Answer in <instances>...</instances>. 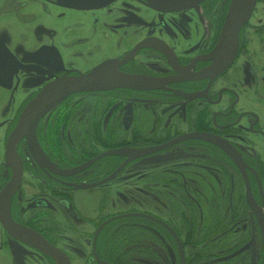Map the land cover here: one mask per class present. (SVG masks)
Wrapping results in <instances>:
<instances>
[{
    "label": "flooded vegetation",
    "instance_id": "flooded-vegetation-1",
    "mask_svg": "<svg viewBox=\"0 0 264 264\" xmlns=\"http://www.w3.org/2000/svg\"><path fill=\"white\" fill-rule=\"evenodd\" d=\"M34 1L46 11L51 6L72 14H91L92 26L97 31L89 33L79 29L67 46L85 45L87 48L85 52L74 54L72 58L81 55L83 60L90 59L96 51L102 57L89 67H60L55 50L42 47L40 41H36L35 33L33 36L35 16L31 12L35 9L29 6L30 0H5V5H0V19L6 15L8 21L4 23L8 27L2 24L0 31V80L9 79V75L16 71L24 73L23 78H33L36 81L33 86H27V83L23 85L26 90L21 89L18 97L23 94L24 101L12 123L7 126L4 150L0 158V189L12 174L5 155L7 137L25 104L48 82L61 75L86 73L105 61L122 60L131 53L129 59L117 65L115 72L147 76L159 81L145 86H125L117 82L98 91L72 93L38 120L34 129L36 146L32 145L31 139L26 135L20 136L15 149L21 161L22 173L10 201V214L14 221L59 249L67 264H73L77 260L72 255L79 256L81 264H144V237L148 240L153 238L162 249L160 253L153 254L157 264H182V258L186 264H192L196 254L194 255V251L189 254L186 247L193 245L190 240H194L189 235L193 234L194 221L199 219L194 218L197 216L194 213L196 200L189 190L181 188L186 185V181H180L179 177L167 179L170 183L179 184L174 192V195L177 192L175 198L166 204L174 208L168 209L169 211H179L177 217L181 220H177L178 224L172 222L166 214L162 216L149 209L151 200L147 197H144L142 204L130 192L125 201L126 191L130 188L119 190L117 185H127L132 180L130 175L133 168L147 158L165 153L188 156L198 154L232 168L243 187L239 197L227 187L228 178L221 177L222 184L226 183L224 202L223 198L221 202V219L216 216L217 213H212L214 206H217L211 195H208L210 214L206 219L208 224L205 230L209 238L231 228L233 232L247 218L251 226L247 241L257 245V259L259 264H264L261 228V224L264 225L262 152L252 138L264 137V0H255L253 10L238 30L234 58L215 76L203 73L220 54V50L212 53L220 39L230 0H201L195 5L190 4L173 11H163L159 7L160 3H151L150 0ZM199 7V15L188 16L187 12ZM33 16L32 25L30 19ZM15 18H21L23 22L18 33L22 36L20 43L18 37L8 40L7 34L2 33V30L9 32V24ZM83 18L84 16L75 23L66 25L60 33L63 35L68 28L77 29ZM128 27L144 29V35L138 32L135 39L137 29ZM44 29L48 33H54L49 28ZM109 30L114 34L124 30L126 35L119 34L112 39L108 34ZM198 31L202 34L197 35ZM95 38L99 42L92 44ZM111 39L114 41L111 42ZM143 53L144 65H138L136 58ZM6 54L16 60L17 67L11 65ZM25 55L33 56L38 62L28 59L21 61L17 58ZM230 69L233 71L232 76L226 75ZM2 81L0 85L3 84ZM134 95H144V101L156 99L162 102V106H170L174 104L172 100H176L175 104L180 108L174 110V113L188 117L185 119L186 128H177L175 124L178 127L181 124L174 120L167 127L172 131L171 136L161 141L149 138L146 133L144 142L141 143L134 142L131 134L123 138V130L132 129L131 114H122L120 117L115 114V110L107 113L105 105L101 107L99 103L96 104L97 97L103 96L102 100H108V103L114 105L117 97L128 101ZM92 97H96L94 106L84 111L88 105L87 101L81 99L90 101ZM83 111L86 113H82ZM152 113H144V130H148L159 119ZM119 118L122 128L116 126ZM175 128L177 129L174 130ZM208 135L220 138L229 151L208 139ZM244 139L247 141L237 142ZM1 143L0 138V154ZM137 150H141V153L134 154ZM208 177L210 176L207 174L206 178ZM149 178H145L146 183H149ZM164 182L165 180H160V184ZM94 190H98L105 205L97 207L93 216H85L75 204L74 193ZM160 193L162 192L157 193V198L153 195L157 204L159 201L164 202L161 197L163 194ZM147 195L150 194L145 196ZM233 196L236 199L229 202ZM120 200L127 205L112 204L105 207L107 203ZM131 200L136 201L135 206L131 204ZM240 202L247 209L242 208L240 211ZM126 206L131 209L125 210ZM85 225L90 226L89 230ZM68 234L76 236L86 251L67 250L63 244L69 248H77L68 245L71 241L64 237H68ZM241 247H227L224 256L227 259L239 258L246 252ZM139 257L143 259H135ZM0 264L60 263L50 254L11 236L0 224Z\"/></svg>",
    "mask_w": 264,
    "mask_h": 264
},
{
    "label": "rangeland",
    "instance_id": "rangeland-1",
    "mask_svg": "<svg viewBox=\"0 0 264 264\" xmlns=\"http://www.w3.org/2000/svg\"><path fill=\"white\" fill-rule=\"evenodd\" d=\"M5 0H3L0 5H3ZM31 4L30 7H33L35 9L34 12H31L35 16V24L32 29H34V33L37 36V42L40 41V44L42 47H48L55 50V54L59 57H56V59L59 62V66L66 67L69 69L78 68L80 65H84L86 67H89L91 65H94L97 61L100 60L102 55L96 51L94 54H92L90 59H81L84 58L81 55L78 56V58H72L74 54L79 55L80 52H85L87 49L85 45H78L73 47H68L67 45L73 40L74 35L76 32H78L79 29H82L85 32L93 33V31H97L92 26L93 24V17L91 14H72L68 13L65 10L62 9H56L57 7H51L48 6V11L43 10L41 5L34 0H30ZM252 4L251 3L248 7V10L250 9ZM5 5V3H4ZM253 10V9H252ZM200 7L197 9H194L193 11L187 12L188 16L190 17H196L200 14ZM63 12V15L61 13ZM61 15V16H60ZM34 16L32 19H30V22L34 23ZM84 16V20L78 24L79 26L77 29H70L64 31L63 35L60 33L66 25L75 23L76 21L80 20V17ZM7 21L6 15L3 16L0 19V31H1V25L3 24L4 27H8L4 25ZM9 24V23H8ZM23 22L21 21V18H15L14 21H12L9 25V32H6L2 30V33L7 34V39L9 40H15L17 37L18 42L20 43L22 36L19 35L20 29L22 28ZM224 25V24H223ZM124 27V26H123ZM44 28L51 29L54 33H48ZM132 30L137 29V36L138 32L144 35V29H138L135 27H128ZM124 29V28H123ZM126 29V28H125ZM124 29V30H125ZM223 29V27H222ZM124 30H121L119 33L114 34L110 30L108 31V34L112 39H115V37H118L119 34L126 35V32ZM128 33H131L130 30L126 29ZM31 32V29H30ZM201 31H198L197 35H201ZM224 30L221 31V36L218 41L217 47L214 49V53H216L222 46L223 40H224ZM111 39V42L114 41ZM26 40L23 41L25 44ZM99 39L95 38L92 40V44L98 43ZM63 45V46H62ZM109 45V44H108ZM10 47V45L8 44ZM29 46V44H27ZM130 46V44L128 45ZM61 50V51H60ZM21 61L27 60L28 61H35L38 62L37 59H35L33 56L28 57L27 55L23 57H17ZM80 59V60H79ZM155 61V60H154ZM136 62L138 65H144V53L140 54L136 58ZM33 72V71H30ZM24 75V73H22ZM21 74V72H14L13 74L9 75L10 78L7 80H0L3 82L2 85H0V138H1V154L0 158L2 157V151L4 150V136L6 133V129L9 123H12L14 120V116L16 115L18 108L20 107V104L24 101V95L22 94L20 97L21 89H23V85L27 83V86H33L36 85V81L33 78L27 79L23 78L24 76ZM32 75V73H29ZM233 71L230 69L226 75L232 76ZM221 84V83H220ZM219 84V85H220ZM26 90V88H24ZM88 98V97H87ZM103 96L92 97L90 98V101L84 100L86 98L81 99V101H87V107H85L84 111L90 110L91 106L96 104L103 107L105 105V111L107 113L113 112L115 110V114L119 115L121 117L122 114H131L132 116V129L130 131L123 130V138H126V136L132 135L133 141L136 143L144 142V133H146L149 138H157L158 141H161L165 139L166 137L171 136V130L167 128L170 123H173L174 120L181 124L179 127L176 125L177 128L185 129L186 123L185 119H188L185 114L183 115H175L177 113H174V110L180 108L179 105H176V100H172L174 104L168 106V104H165L167 106H162V102L158 101L156 99H147L144 101V95H137L132 96L128 101H125V98L117 97L115 100L114 105L111 102H105L102 100ZM183 107V106H182ZM149 110V111H148ZM82 113H86V112ZM145 112H153L152 115L155 117L157 116L159 119L152 127H150L148 130H144V113ZM143 122L141 125L140 122ZM117 127H121L120 118L117 119ZM175 128L174 130H176ZM170 133V135H167ZM157 134V135H156ZM167 135V136H166ZM256 140V144L258 145V149L261 150L260 157L261 162L263 166V176H264V137L261 136H255L252 137ZM247 140H238L237 142L243 143ZM1 162V159H0ZM222 163V162H221ZM220 162H216L213 160H210V157L206 156H199L198 154H191V156L188 155H176V153H165L156 157H150L147 158L145 161L143 160L138 164L136 167L133 168V172L130 175L132 177V180L127 182V185H117V188L119 190H123L124 188H130L129 191H126V199L129 197V193L133 192L134 196L144 204V197H147L151 200V205L149 209L161 213V215H165L170 218L172 222H176L178 224L177 220H181L180 217H177L179 214V211L176 209L175 212L169 211L168 209H173L172 206H166L168 205L169 201H172V199L175 198L177 192L174 195V192L176 190V187H178L179 184H173L168 182V178L173 177H179L180 181H186V185L182 186L181 188L187 189L192 194V197L196 200V210L194 218L199 219L194 221L193 225V234L189 235V237L193 238L194 241L190 240L193 245L190 247H186V251L190 254L191 251H194V255L196 256L192 264L195 262V264H259V261L257 259V245H255L253 242L247 241V238L251 234V226L249 224V221L247 218L244 219V222L242 224H239V226L234 230L233 232L228 230L227 232H219L215 233L212 237L213 240L210 242L209 234L206 232L205 228L207 226L208 214H210V209H208V203L210 197L208 195H211V198L215 201V204L217 207L214 206L212 213H217L216 216H219V218H222V198L224 202V185L226 183L222 184L221 177L228 178V188L231 191V193L241 196L243 192L242 184L240 183V180L235 173V171L227 166L226 164ZM1 166V164H0ZM1 170V168H0ZM210 176L206 178V176ZM202 175V176H201ZM204 176V177H203ZM150 177V178H149ZM149 178V183H146V179ZM165 180L164 183L160 184V180ZM148 190V191H146ZM146 192V193H145ZM162 192L160 194L164 202L159 201V204H157L156 198L157 193ZM146 194H150L145 196ZM153 195L156 197H153ZM167 196V197H166ZM74 201L77 206V208L85 215V216H93L95 213V210L99 206H104L105 201L102 197H100V194L98 193V190L94 191H80L74 193ZM109 198V197H106ZM114 198H116L114 196ZM236 198L233 196L231 201L235 200ZM230 200V199H229ZM133 206L136 205L135 200L130 201ZM121 206V204L127 205L124 201H114L113 203L109 204L107 203L105 207L107 206ZM205 204V206L203 205ZM210 205V203H209ZM244 203L240 202V211L241 209H247L245 206L243 207ZM121 209V208H119ZM125 210H130L129 207H124ZM209 210V211H207ZM262 212V210H260ZM262 219L264 218V212H262ZM177 217V219H176ZM193 218V219H194ZM61 222V219L59 223ZM85 228H90V226L85 225ZM89 230V229H88ZM150 232V230H149ZM148 232V233H149ZM257 234V233H256ZM147 236V235H145ZM155 236L157 239H159L158 235L155 233ZM217 236V237H215ZM66 239L68 238L71 243H69V246H75L77 248H69L66 244H63V246L69 250L72 251H81L85 252V246L81 243H79V239L76 236H64ZM209 240V241H208ZM204 242L201 244V242ZM216 243V244H213ZM242 243H244L242 245ZM79 246V247H78ZM233 247V249L241 247V250H246L244 254H242L239 258H232L227 259L226 256V248L227 247ZM8 249V247H6ZM240 250V251H241ZM162 251L161 248H159V244L155 243L153 241V238H149V240L144 237V259L143 258H135V259H143L144 264H157L158 261H155L153 259V254L160 253ZM73 259H77L73 262V264H81V259L79 256L72 255ZM191 263V260H190Z\"/></svg>",
    "mask_w": 264,
    "mask_h": 264
},
{
    "label": "water",
    "instance_id": "water-1",
    "mask_svg": "<svg viewBox=\"0 0 264 264\" xmlns=\"http://www.w3.org/2000/svg\"><path fill=\"white\" fill-rule=\"evenodd\" d=\"M150 1L151 3H155V1L160 3L161 6L159 7L163 11H173L179 10L180 8L190 4L195 5L201 0ZM254 3L255 0H252L251 7L249 11H247L248 8L246 9L244 7V0H230L225 23L222 29L225 34L223 44L219 49L220 54L212 66L203 74L208 73L207 75L215 76L232 61L237 51L238 30L249 17ZM131 55L132 53L122 60L105 61L86 73H79L77 75H61L54 81L48 82L32 99L25 104L16 125L7 137L5 155L11 165L12 174L10 180L0 189V224L11 236L50 254L52 257L57 259L60 264H67L63 253L56 247H53L46 242L34 231L14 221L10 214L11 195L15 187H18L22 173L21 161L15 149L16 141L20 136L26 135L28 139H31L32 145L36 146L37 144L35 141L34 129L38 120L72 93L82 91H98L111 87L117 82L125 86H145L146 84H152L159 81L158 79L147 76L116 73L115 68L117 65L129 59ZM6 56L10 59L13 67L18 66L16 60L12 59L8 54H6ZM207 137L224 149H228L227 145L220 138L211 135H208ZM139 153H141V150L134 151V154ZM261 228L262 240L264 244V225L261 224ZM175 238L177 239L176 235ZM180 253L181 257H183L181 246ZM182 264H186L183 258Z\"/></svg>",
    "mask_w": 264,
    "mask_h": 264
},
{
    "label": "bare ground",
    "instance_id": "bare-ground-1",
    "mask_svg": "<svg viewBox=\"0 0 264 264\" xmlns=\"http://www.w3.org/2000/svg\"><path fill=\"white\" fill-rule=\"evenodd\" d=\"M251 3V0H244V7L247 9Z\"/></svg>",
    "mask_w": 264,
    "mask_h": 264
}]
</instances>
